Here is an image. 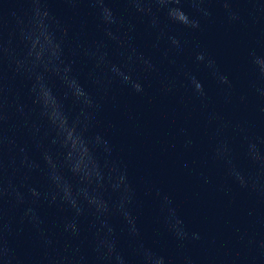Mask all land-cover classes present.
I'll return each instance as SVG.
<instances>
[{"label": "clouds", "instance_id": "obj_1", "mask_svg": "<svg viewBox=\"0 0 264 264\" xmlns=\"http://www.w3.org/2000/svg\"><path fill=\"white\" fill-rule=\"evenodd\" d=\"M61 2L80 17L78 33L70 35L71 26L64 16L53 10L52 0H22L29 7L25 17L18 19L16 28L5 36L0 26V264H132L110 222L113 216H119L122 221V231L128 237L136 264H171L141 239L135 215L137 190L128 166L115 157L110 141L94 131L97 117L103 110L102 101L114 84L132 94L143 95L146 91L144 77L157 71L134 43L135 24L126 20L113 5L123 3L128 6L126 11H134L146 19L147 28L157 33V39L166 38L171 49L179 55L184 45L178 35H170L166 28L201 31L205 23L214 19L212 4L222 7L229 23H243L241 10L233 7L240 0ZM243 2L252 6L248 9L252 19L264 16L261 0ZM81 5H87L106 39L81 42L80 36L88 25L87 18L81 17ZM161 13L164 20H161ZM12 15L16 13L13 11ZM113 47L118 60L113 59ZM195 47L199 49L200 46ZM81 58L91 65L86 79L97 93L103 94L99 99L81 82L77 71ZM195 61L203 65L225 102L230 103L234 85L229 73L223 71L205 50L195 52ZM247 62L257 77L250 87L264 99V87L257 86V81H264V50L250 48ZM181 71L182 86L202 103L206 102L208 94L203 81L191 71L183 68ZM16 81L24 83V91L16 87ZM174 89L175 81L162 82V91ZM25 95L31 107L25 103ZM239 99L243 102L246 97L242 95ZM210 119L218 121L221 117L213 114ZM229 125L230 122L224 123L217 130L218 135ZM234 130L241 134L250 163L264 173L259 138H250L246 128L239 124ZM17 133L26 135L28 142L18 144ZM192 143L188 139L185 147ZM30 147L39 152L40 162L32 159ZM213 157L226 164L227 175L242 189L264 193L259 177L246 178L238 168L226 138L214 147ZM9 169L14 175H9ZM38 172L46 179L44 188L29 183ZM16 179L19 184L14 182ZM143 180L140 177V181ZM22 189H26V194ZM144 191L146 195L154 192L163 225L171 236L181 242L200 238L199 233L188 231L169 194L147 184ZM106 193L117 194L118 198L110 202ZM6 202L17 208L27 205L15 226L8 218ZM42 205L66 213L56 225L59 235L64 237L62 247L57 231L47 226L40 213ZM83 220L88 221L86 230ZM25 228L33 235L38 256L23 257L13 243ZM85 231L90 234V240L84 235ZM186 264H191V260L186 258Z\"/></svg>", "mask_w": 264, "mask_h": 264}]
</instances>
